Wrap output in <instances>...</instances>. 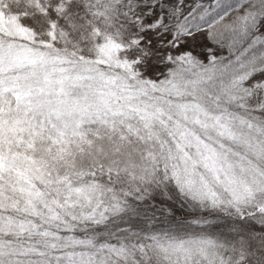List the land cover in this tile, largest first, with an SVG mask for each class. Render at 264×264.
Masks as SVG:
<instances>
[{"label": "snow or ice", "instance_id": "obj_1", "mask_svg": "<svg viewBox=\"0 0 264 264\" xmlns=\"http://www.w3.org/2000/svg\"><path fill=\"white\" fill-rule=\"evenodd\" d=\"M0 264H264V0H0Z\"/></svg>", "mask_w": 264, "mask_h": 264}]
</instances>
